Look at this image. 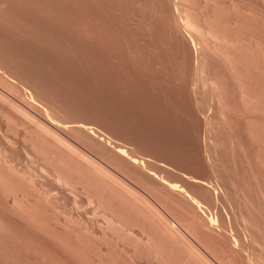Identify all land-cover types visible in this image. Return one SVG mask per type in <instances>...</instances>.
Here are the masks:
<instances>
[{
    "label": "rangeland",
    "instance_id": "374dc122",
    "mask_svg": "<svg viewBox=\"0 0 264 264\" xmlns=\"http://www.w3.org/2000/svg\"><path fill=\"white\" fill-rule=\"evenodd\" d=\"M203 2H190V17L180 0H0V165L22 172L11 181L50 231L62 223L65 241L0 194V264L194 263L53 134L113 172L114 185L124 180L140 204H169L216 264H264V0ZM190 19L204 23L208 45ZM40 126L54 133L39 138ZM55 165L77 179L74 190L55 181ZM187 193L211 228L191 215Z\"/></svg>",
    "mask_w": 264,
    "mask_h": 264
},
{
    "label": "bare ground",
    "instance_id": "6f19581e",
    "mask_svg": "<svg viewBox=\"0 0 264 264\" xmlns=\"http://www.w3.org/2000/svg\"><path fill=\"white\" fill-rule=\"evenodd\" d=\"M183 0H180V4H182L183 5V7L185 6H187V4L186 3H188L189 2V0H187V1H185V2H183V3H181ZM202 4L204 3L203 2V0H199ZM190 2H193V3H198V2H196L195 0H191ZM188 3V6L189 5H191L192 3ZM185 3V4H184ZM195 4H192L193 6L195 5ZM195 5V6H201L200 8H204L205 6H203V5ZM206 4V3H205ZM191 5V7H190V9H188V8H185L186 10H184V8H183V10H184V13L186 14V16H187V14L189 15V13H190V11H188V10H191V8L193 7ZM181 6V5H180ZM203 6V7H202ZM182 8L180 9V10H182ZM198 8V7H197ZM196 7H194V9L192 8V10H194V11H196L195 9H197ZM215 10V9H214ZM186 11V12H185ZM193 11V12H194ZM188 12V13H187ZM182 14V13H181ZM191 14H194V13H192V11H191ZM183 16H184V14H182ZM185 16V17H186ZM190 17H191V15H189ZM189 17V18H190ZM207 17V16H206ZM184 18V17H183ZM187 18V17H186ZM184 19V21L186 20V22H187V20L189 21V19L187 18V19ZM193 18H194V21L196 20V18L194 17V15H193ZM191 20V19H190ZM193 20H191L190 21V23L192 22ZM193 21V22H194ZM197 21H198V19H197ZM235 21V20H234ZM178 22V21H177ZM185 22V23H186ZM193 22H192V26H193V28H195V29H197V27L199 28V29H201V25H202V23L203 22H201V25H199L200 23H197V22H194V24H197V25H194L193 24ZM199 22V21H198ZM207 22V21H206ZM237 22V21H236ZM179 23H180V21H179ZM185 23H183L184 25H186ZM190 23H188V24H190ZM204 24V23H203ZM207 24V23H206ZM209 25V24H208ZM187 26V25H186ZM191 26V27H192ZM197 26V27H196ZM204 26V25H203ZM210 26V25H209ZM187 27H189V26H187ZM191 27H189V28H191ZM207 28V27H206ZM192 29V28H191ZM198 30V29H197ZM203 30V31H202ZM209 30H211V27H210V29ZM193 31H195L194 29H193ZM199 32H203V34L202 33H200V34H202L201 36L203 37L204 36V38L202 39V37L199 35V34H197L198 36H200L201 37V39L202 40H200V42L201 41H203V44H204V42H206L205 40H206V34H205V29H201V31L199 30ZM199 32H196V33H199ZM210 32V31H209ZM209 32H208V29H207V33H208V35H209ZM214 32V31H213ZM212 32V33H213ZM215 33V32H214ZM205 34V35H204ZM211 33H210V37H211ZM218 36V35H217ZM217 36H215V37H217ZM209 37V38H210ZM212 37H213V35H212ZM215 37H213V38H215ZM199 38V37H198ZM212 38V39H213ZM216 39V38H215ZM221 39V38H220ZM207 40L209 41V39L207 38ZM219 40V39H218ZM218 40L216 39L215 41H217V43H218ZM211 41L213 42V40H211L210 39V42H209V45H210V43H211ZM219 42H220V40H219ZM222 42V41H221ZM220 42V43H221ZM224 42V41H223ZM216 43V42H215ZM215 43H212V44H214V46H215ZM206 44L208 45V42H206ZM205 44V46H207ZM222 45V44H221ZM205 46H203V49H204V47ZM213 46V45H212ZM209 47V46H208ZM210 49H212V47H211V45H210V47H209ZM218 48V51H219V46L217 47ZM207 49V48H206ZM206 49H204V50H206ZM207 51H209V50H207ZM212 51H213V49H212ZM215 51H216V46H215ZM217 51V52H218ZM201 52V51H200ZM217 52H215V53H217ZM204 54V53H203ZM211 55V54H210ZM231 62V61H230ZM200 68V67H199ZM207 68V67H206ZM205 72V71H204ZM210 74V73H209ZM203 75H205L206 76V73L204 74L203 73ZM204 78V77H203ZM202 78V79H203ZM206 78H208V80H209V78H211L210 76L208 77H205V79ZM213 78H211V80H212ZM199 80H200V78H199ZM207 80V81H208ZM206 81V80H205ZM212 81H214V80H212ZM205 83V82H204ZM203 83V84H204ZM207 83H209V82H207ZM205 84V86H208L209 85V87H210V84ZM210 83H211V81H210ZM214 83H215V81H214ZM212 84V83H211ZM213 86V85H212ZM215 86V85H214ZM217 87H218V85H217ZM220 87V86H219ZM218 87V88H219ZM225 87V86H224ZM211 89L212 88H214V87H210ZM221 88V87H220ZM216 86H215V88L212 90V95H215L214 94V92L213 91H219L220 89H216ZM242 90V89H241ZM210 91V90H209ZM221 91V90H220ZM215 92V93H216ZM1 93V92H0ZM217 95H218V92L216 93ZM2 95V94H1ZM216 95V96H217ZM221 95V94H220ZM2 96H6V95H2ZM248 97V96H247ZM1 98V97H0ZM4 98H7V97H4ZM219 98H220V96H219ZM243 98V97H242ZM5 100V99H4ZM7 100V99H6ZM244 100V99H243ZM216 101V100H215ZM222 101H223V99H222ZM222 101H219V106L221 107V105H220V102H222ZM246 101H248L247 99H246ZM217 103V102H216ZM246 103V102H245ZM222 104V103H221ZM218 106V107H219ZM222 106H224V105H222ZM15 107V106H14ZM16 107H18V106H16ZM15 109V108H14ZM18 110V109H17ZM21 110H23V109H21ZM23 112V111H22ZM27 113V112H26ZM27 115H30V114H28L27 113ZM28 117V116H27ZM33 118V117H32ZM34 119V118H33ZM34 120H36V119H34ZM35 123H36V121H35ZM44 125H46V124H44ZM36 127V126H35ZM51 127V126H50ZM38 128V127H37ZM49 127H43V126H40V130H42V132L39 130V129H37V130H39L40 131V133H39V131H37L39 134L38 135H40V136H38V135H36L37 137H39V138H44V134L46 133V135H49V134H53L54 133V131L53 130H49L48 129ZM27 129H29V128H27ZM51 129V128H50ZM43 132H44V134H43ZM48 133V134H47ZM41 134H43L44 136H42L41 137ZM58 134H56V136H57ZM50 136V135H49ZM52 136V135H51ZM54 136V134H53V137L55 138L54 140H52L53 142L56 140V141H58V145L61 147V145L63 144V146L62 147H65L64 149L65 150H67V151H65L64 149H62V148H60L59 146H57V147H59L60 148V150L62 149V151L64 152V154H65V152H67L66 154H71V156H72V158H75L76 159V161L78 162V163H81V164H83V166H85L86 167V169H85V171L87 170V172H88V174L92 177V178H95V181H96V179L98 180V181H100L99 183H103V184H105L107 187H110V188H114L118 193H119V195L120 196H122L123 198H127L128 199V201H130L131 202V204H133L134 205V207H136V208H138V209H145V210H147L148 212L147 213H149L151 216H152V220H154L155 221V224L157 225V224H159V225H157L158 226V228H161V230H162V234L164 235H167L168 237H167V239L169 238L170 240H172L171 241V243L173 242V243H175V244H177V247L180 245L181 247H182V250L184 251H182L183 253H185L186 252V257H185V259H186V262H190V263H193V264H214V262H213V260L212 259H210L208 256L206 257L205 256V254H202V252L201 251H199L197 248L198 247H195L194 246V244L192 243V241H189L188 240V238L187 237H189V235H191V237H195L196 239H197V237H196V232L194 233L193 231H192V229H191V227H190V225H188L189 223L188 222H184V220H182V219H179V218H177V216H175L174 215V213L167 207V206H169V204L168 205H166L165 204V202H163V201H161L160 199H158L157 197L156 198H154L153 196V198L151 197V199L148 197V199H149V201H146V200H148V199H145V198H143V199H145V202H146V205L144 204V201L142 202L143 203V205H141L140 204V199H139V195L138 194H134L132 191L134 190H130V189H132V188H127V185L122 181V180H120V182L118 181L119 179H117L116 181H118L117 183L115 182V184L117 185L118 184V187H119V184L120 183H122L123 182V184H120V188L121 189H119V188H117V186L116 185H114V181H113V172H111L110 174H111V177L112 178H110L109 176H107L108 175V173H109V170H107V172H104L103 170L104 169H102V168H104V167H102V165L100 164V162L98 161L97 162V160H94L93 159V157H91L89 154H87V153H85L84 151H82V150H80V149H78V147L76 148L75 147V145H73V144H70V143H68V141L66 140L65 141V139H62L61 137L59 138V136ZM52 138V137H51ZM45 139V138H44ZM53 139V138H52ZM62 139V140H61ZM49 140V139H48ZM10 142V141H9ZM8 142V143H9ZM49 142H51V140H49ZM60 143V144H59ZM51 144V143H50ZM53 144V146H54V144L55 143H52ZM51 144V145H52ZM56 144V145H57ZM37 145V144H36ZM43 145V144H42ZM33 147H35L34 145H33ZM55 147V146H54ZM37 149H38V146L36 147ZM35 149V148H34ZM37 149H35V150H37ZM5 150V149H4ZM42 150H43V148H42ZM53 150V149H52ZM1 151V150H0ZM43 152V151H42ZM25 153L27 154V153H29L28 151H25ZM37 153H38V151H37ZM50 153V152H49ZM56 153V152H55ZM39 154V153H38ZM57 154V153H56ZM60 154V153H59ZM29 155V154H28ZM51 156V158H52V160H54L55 161V163L57 164L59 161H61L62 160V157L61 156H59L61 159H59V157L57 156V155H55V154H51V155H49V157ZM70 155H68V157H69ZM2 157V156H1ZM65 158L67 157V155L66 156H64ZM7 158V157H6ZM70 158V157H69ZM71 158V159H72ZM95 158V157H94ZM9 161V160H8ZM63 162H64V159L62 160ZM61 161V162H62ZM72 161H74L75 162V160L73 159ZM62 162V163H63ZM68 162V161H67ZM73 162V163H74ZM76 162V163H77ZM16 163V162H15ZM54 164V163H53ZM68 164H69V162H68ZM67 164V165H68ZM78 165V164H77ZM74 166H76V165H74ZM105 166V165H104ZM102 167V168H101ZM78 168H80V167H78ZM41 170V169H40ZM53 172H54V179H55V181L56 182H58V183H60V184H62V183H64V185L66 184V185H69L73 190L75 189L74 187H75V185H77L76 184V180L77 179H75V181L73 180L74 179V177H73V179L72 178H70L68 175H66V174H64L58 167H57V165H55V167H53ZM77 170V169H76ZM106 170V169H105ZM41 171H43V170H41ZM78 172V171H77ZM82 172V171H81ZM20 174L19 176L20 177H18L19 179L21 178V175H23V174H21L20 172H19V169L17 168H15V165L13 164H7L6 162H4L3 161V163L0 165V190H1V193L0 194H8L9 193V195L12 193L13 195V201H12V204L10 205V207H12L11 209H13V210H16L18 213H20L21 215H25L27 218H24L23 217V219H27V221H29L30 223H32L33 225L35 224L36 226H37V229H41V231L43 230V231H46V232H48L51 236H52V238L54 237L55 238V241H59V242H61L62 244L65 242H63V238L60 236V234L59 233H56V232H61L60 231V229L58 230V225H57V223H59L60 221H56L55 223H54V226L53 227H51L52 228V232L49 230L50 229V227H49V229H48V227L46 226L47 224L43 221V219H41V218H38V215H36L37 213L35 212L36 210H34L35 208L33 207L32 208V206H34L33 204H31V202L33 201L31 198V202L29 201V198H28V196H27V194L29 193H26L25 194V192H20V189H18L14 184H13V182L11 181V179H13V180H15L14 179V177H17V176H15L16 174ZM26 173V172H25ZM76 173V172H75ZM105 173H107V175L105 174ZM13 174H15L14 176H12L11 177V175H13ZM17 174V175H18ZM23 178H24V175H23ZM23 178H21L22 180H24ZM86 179V178H85ZM21 180V182H23ZM25 180H27L28 182L30 181V180H32V181H34L32 178L29 180V179H25ZM16 181H18V180H16ZM81 181V180H80ZM122 181V182H121ZM30 183V182H29ZM28 183V184H29ZM20 184V183H19ZM23 184V183H22ZM96 184V183H95ZM131 184V183H130ZM129 184V185H130ZM24 185H26V184H24ZM94 185V184H93ZM98 185V184H97ZM102 185V184H101ZM83 186V185H82ZM92 186V185H91ZM116 186V187H115ZM20 187V186H19ZM98 187V186H97ZM105 187V186H104ZM135 187V186H134ZM78 188V187H77ZM80 188V187H79ZM87 188V187H86ZM99 188H100V185H99ZM33 189V188H32ZM35 189V188H34ZM96 189V188H95ZM101 189V188H100ZM87 190V189H86ZM107 190V189H106ZM109 190V189H108ZM112 190V189H111ZM136 190V189H135ZM21 191H23V188L21 189ZM35 191V190H34ZM101 191V190H100ZM110 191V190H109ZM113 191V190H112ZM141 191V190H140ZM147 191V190H146ZM92 192V191H91ZM107 192V191H106ZM134 192H136V191H134ZM145 192V191H144ZM32 193V192H31ZM110 193V192H109ZM137 193V192H136ZM153 193V192H152ZM152 193H151V195H152ZM106 194V193H105ZM112 194V193H111ZM140 194H142V192L140 193ZM146 194V193H145ZM148 194V193H147ZM188 195H190L189 193H187ZM90 195V194H89ZM88 195V196H89ZM138 195V196H137ZM0 196H2V197H5L6 195H0ZM148 196V195H147ZM191 196V195H190ZM7 197V196H6ZM30 197V196H29ZM32 197H34V196H32ZM36 197V196H35ZM44 197V196H43ZM91 197V196H90ZM90 197H89V199H90ZM189 197V196H188ZM192 197V199L194 200L193 202L195 203H193L194 205V210H193V212H192V210H191V215H194L196 218H198L199 219V221L200 222H202L205 226H208V227H210L211 228V226H213L214 224H215V222L213 221V219L211 220V219H205L202 215H201V213L199 212V209L201 210L202 209V207H201V204H200V202L199 201H197V200H195V198L193 197V196H191ZM190 197V198H191ZM45 198V197H44ZM105 198V197H104ZM142 198V197H141ZM34 199V198H33ZM46 199V198H45ZM9 200V199H8ZM36 200H38V199H36ZM93 200H95V199H93ZM98 200V199H97ZM142 200V199H141ZM150 200L151 201H153V203L154 204H152V202H150ZM50 201H51V199H50ZM89 201V200H88ZM119 201V200H118ZM34 203H35V201H33ZM32 202V203H33ZM37 202V201H36ZM92 202H94V201H92ZM100 204H101V200L99 199V201H98ZM97 202V203H98ZM147 202H149V203H147ZM98 203V204H99ZM119 203V202H118ZM121 203V202H120ZM99 204V205H100ZM107 204V203H106ZM123 204H124V202H123ZM130 204V205H131ZM151 205V206H150ZM1 206V205H0ZM37 206V205H36ZM102 206V205H101ZM146 206V207H145ZM125 207V206H124ZM127 207V206H126ZM132 207V206H131ZM171 208V207H170ZM135 209V208H134ZM185 209V208H184ZM10 210V209H9ZM187 210V209H186ZM144 210H142V212H143ZM188 211V210H187ZM189 212V211H188ZM141 213V212H140ZM145 215L147 214L146 212H143ZM47 214V213H46ZM49 214V213H48ZM51 214V213H50ZM49 214V215H50ZM14 215V214H13ZM41 215V214H40ZM118 215V214H117ZM20 216V215H19ZM163 217V218H162ZM108 218H110L109 216L107 217V220L106 221H108L107 222V224L109 223L110 225V227H113V226H115L116 227V225L117 226H120V225H118L119 223H118V221H117V223L118 224H115V220L114 219H112L113 221H114V224H113V221L111 220V219H108ZM161 218L163 219V220H161ZM165 220V221H164ZM55 221V220H54ZM154 221H152V222H154ZM187 221V220H186ZM51 222H53V221H51ZM120 222V221H119ZM61 223V222H60ZM62 224V223H61ZM113 224V225H112ZM137 224V223H136ZM191 224V223H190ZM49 226H51V225H49ZM60 226V225H59ZM63 226V225H62ZM61 226V227H62ZM121 227V226H120ZM216 227V226H215ZM1 228H2V226H1ZM60 228V227H59ZM65 228V227H64ZM69 228V227H68ZM123 228V227H122ZM121 228V229H122ZM193 228V227H192ZM214 228V227H213ZM4 230V229H3ZM63 230V229H62ZM70 230V229H69ZM125 230V229H124ZM159 230V229H158ZM160 230V231H161ZM212 230V229H211ZM130 231V230H129ZM133 232V231H132ZM186 232V234L188 235V236H186L184 233ZM75 234V233H74ZM77 235V234H76ZM163 235H161V236H163ZM149 237V236H148ZM151 237V236H150ZM153 237V236H152ZM152 237H151V239L150 238H148V241L149 242H151L152 241V243L153 242H155L154 241V239H152ZM193 237V238H194ZM53 238V239H54ZM194 238V239H195ZM57 239V240H56ZM79 239V238H78ZM168 239V240H169ZM192 239V238H191ZM151 240V241H150ZM169 240V241H170ZM78 241V240H77ZM147 241V243H149ZM58 242V243H59ZM81 242V241H80ZM78 243V242H77ZM152 243H150V245L152 244ZM155 244H156V242H155ZM64 245V244H63ZM154 245V244H153ZM67 245L65 244V247H66ZM154 246H156V245H154ZM179 246V247H180ZM69 247H71V246H69ZM68 247V248H69ZM73 247H75V245L73 246ZM174 247V246H173ZM181 247H180V249H181ZM67 248V247H66ZM155 248H158L157 246L155 247ZM171 248V247H170ZM175 248V247H174ZM173 248V249H174ZM184 248V249H183ZM72 249V248H71ZM71 249H69V250H71ZM75 249V248H74ZM68 250V249H67ZM68 250V251H69ZM78 250V249H77ZM180 251V250H179ZM78 252H79V250H78ZM164 252V251H163ZM204 252V251H203ZM4 253V252H3ZM71 253V252H70ZM75 253H77V251L75 252ZM71 254H73V253H71ZM82 254H84V253H82ZM78 255H79V253H78ZM79 256H82V255H79ZM81 258V257H80ZM213 258H215V256L213 257ZM219 259L220 258H218V262H220L219 261ZM88 260V259H87ZM91 260H93V259H91ZM188 260V261H187ZM54 261V260H53ZM52 261V262H53ZM89 261V260H88ZM215 261V260H214ZM216 261H217V259H216ZM216 261H215V264H216ZM91 262V261H90ZM222 263V262H221ZM53 264V263H52ZM90 264H92V263H90Z\"/></svg>",
    "mask_w": 264,
    "mask_h": 264
}]
</instances>
